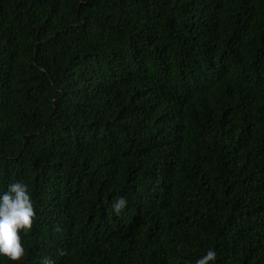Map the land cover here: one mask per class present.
<instances>
[{
  "label": "trees",
  "instance_id": "16d2710c",
  "mask_svg": "<svg viewBox=\"0 0 264 264\" xmlns=\"http://www.w3.org/2000/svg\"><path fill=\"white\" fill-rule=\"evenodd\" d=\"M15 181L36 215L0 264H264V0H0Z\"/></svg>",
  "mask_w": 264,
  "mask_h": 264
},
{
  "label": "clouds",
  "instance_id": "9594fccd",
  "mask_svg": "<svg viewBox=\"0 0 264 264\" xmlns=\"http://www.w3.org/2000/svg\"><path fill=\"white\" fill-rule=\"evenodd\" d=\"M127 205L124 197L116 199L112 208L119 214ZM35 208L28 185L21 181L10 182L0 190V257L19 262L25 253L21 236L33 226ZM217 252L209 248L199 256L194 264H215ZM42 264H52L43 258Z\"/></svg>",
  "mask_w": 264,
  "mask_h": 264
}]
</instances>
